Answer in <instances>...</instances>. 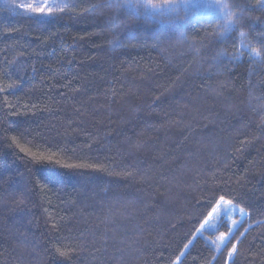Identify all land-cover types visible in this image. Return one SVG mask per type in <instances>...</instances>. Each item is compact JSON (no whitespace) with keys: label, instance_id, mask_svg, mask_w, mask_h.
Here are the masks:
<instances>
[{"label":"trees","instance_id":"trees-1","mask_svg":"<svg viewBox=\"0 0 264 264\" xmlns=\"http://www.w3.org/2000/svg\"><path fill=\"white\" fill-rule=\"evenodd\" d=\"M39 1L0 0V264H264L258 0H220L223 39L204 6L113 29L108 0ZM221 195L246 218L198 236Z\"/></svg>","mask_w":264,"mask_h":264},{"label":"snow or ice","instance_id":"snow-or-ice-1","mask_svg":"<svg viewBox=\"0 0 264 264\" xmlns=\"http://www.w3.org/2000/svg\"><path fill=\"white\" fill-rule=\"evenodd\" d=\"M109 9L113 10L114 15L112 17V21H110L111 27L116 29L118 25L115 23L116 19H119L120 15L127 16L129 19L135 20H143L147 23L158 22V23H168V24H179L183 23L184 17L181 15L182 11L187 10V0H160L159 3H153V0H108L106 5ZM20 7H28L31 8V5H20ZM206 9L209 11L215 10L219 13L218 17H214L217 20L218 24V39H223L226 35L232 31H234L238 26L242 25V18L245 9L241 8L239 12H235L232 9L238 7V5H232L231 7L226 3H221L220 0H210L209 3L204 5ZM91 10H95V6H89ZM260 11H264V0H258V4L255 6ZM88 10V9H85ZM32 11L42 14L45 13L44 8H34ZM51 12V8L48 10ZM243 36L244 33H241ZM110 43L114 47H125V43L120 37V34L116 32L113 37V40ZM243 46V45H242ZM253 55H255V50H253ZM13 142L16 143V138L13 137ZM21 151H25V149L21 148ZM38 160H51V157H40ZM65 167L73 168V167H83V165H65ZM231 206L233 205L232 199H225L223 195L219 197L216 201L217 207H214L211 212L208 213V217H212L213 215L218 213L219 205ZM239 211L243 214L244 209L240 208ZM205 226L213 227L208 221L205 219V222L201 224V229ZM200 231V229H197ZM231 231V230H229ZM243 235V233H241ZM221 242L225 241V234L222 233L220 237ZM191 243V241H189ZM188 244L184 245V248H188ZM237 251V245L232 244V248L228 252V256L232 257L234 253ZM61 255H65L66 253L61 252ZM184 255V252L181 251L180 255L176 257V261H173L172 264H178L181 257ZM227 264V261L225 262Z\"/></svg>","mask_w":264,"mask_h":264},{"label":"rangeland","instance_id":"rangeland-1","mask_svg":"<svg viewBox=\"0 0 264 264\" xmlns=\"http://www.w3.org/2000/svg\"><path fill=\"white\" fill-rule=\"evenodd\" d=\"M210 0H187L188 8L193 10H200L203 8L204 5L209 3ZM52 2L51 0H40L38 3H28L26 5H31V8L23 7L24 11L26 12H34L32 9L34 8H44V10H49V8H52L51 6ZM25 5V6H26ZM217 207V206H216ZM246 218V215L241 213L239 209L231 206L226 205H219L218 213L213 215L212 217L208 218V221L213 227H207L205 226L203 229H201L198 233V236L205 237V233L213 234L217 232L222 226H227L231 231L230 235L239 227L241 222ZM221 234L216 237L213 243L214 248L217 250V252L221 251V249L224 247V245L227 243L229 236L225 235V241L221 242L220 240Z\"/></svg>","mask_w":264,"mask_h":264}]
</instances>
